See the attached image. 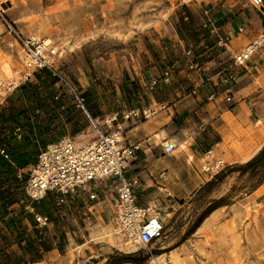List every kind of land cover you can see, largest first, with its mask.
<instances>
[{
	"label": "rangeland",
	"instance_id": "374dc122",
	"mask_svg": "<svg viewBox=\"0 0 264 264\" xmlns=\"http://www.w3.org/2000/svg\"><path fill=\"white\" fill-rule=\"evenodd\" d=\"M1 1L5 17L17 31L51 40L50 46L59 54L58 70L72 88L83 94L88 112H95L99 118L113 111L142 108L150 97H160L164 93L194 91L187 73L196 71L201 73L200 77H208L216 75L222 66L233 63L232 58L217 57L225 48L218 43L213 52L205 48L207 42L202 39L204 27L200 18L204 16L207 7L203 2L207 0ZM194 4L202 6L197 13L193 11ZM255 40L258 38L247 42L239 52ZM188 50L190 54L186 53ZM23 53L22 47L7 34L0 20V84L36 81V72L24 65ZM214 57V70L208 71L205 63ZM194 62L200 64V71L191 67ZM6 63L9 72L3 69ZM168 69L181 87L171 86V77L169 82H163L164 72ZM153 78L158 79L155 85L150 83ZM127 79L138 87L137 93L131 97L122 90ZM252 80L254 86L243 95L255 98L248 107L257 108L259 112L254 114L255 120L251 117L253 123L243 127L230 114L224 115L226 127L220 130L224 141L220 147L226 155L221 156L213 150L208 167L204 169L205 163L199 162L193 170L203 174V184L228 167L245 163L264 148V98L260 100L258 97L262 94L259 90H264V70H256V77ZM14 92L5 96L0 90V109L7 105V99ZM67 92L66 104L73 109H68L65 115L69 112L71 117L75 113L83 129L72 134L71 125L62 116L56 121L51 137L54 140L65 134L76 143L83 142L93 136L94 130ZM22 175L27 177L25 172ZM261 177L259 173L240 174L234 170L222 182H214L207 189L200 190L201 184L189 197L180 200L171 195L163 197L160 206H168V209L163 214L165 227L162 235L146 248L136 247L134 252L94 238L101 225L113 224L111 194H107L106 205L102 208L98 205L92 214H83L80 200H69L58 206L50 195L49 201L54 204L52 223L32 228L30 220L24 216V229L19 236L33 237L35 243L44 242L57 247L58 252L42 254L37 260L23 249L24 243L17 242V235L8 230L7 236L0 232V264H108V260L124 261L119 264H148L155 255L164 257L167 264H172L169 262L171 257L181 264H264V201H256L250 196L261 185L258 184ZM256 192L257 196L264 193V187ZM220 198L222 205L187 235L203 210ZM17 204L21 206V201ZM91 220L93 222L87 223ZM81 243L85 244L77 249Z\"/></svg>",
	"mask_w": 264,
	"mask_h": 264
},
{
	"label": "built area",
	"instance_id": "2783aa9c",
	"mask_svg": "<svg viewBox=\"0 0 264 264\" xmlns=\"http://www.w3.org/2000/svg\"><path fill=\"white\" fill-rule=\"evenodd\" d=\"M204 16L202 27L206 28L211 21L207 9L204 10ZM0 20L7 34L22 47L25 67L36 73L47 71L55 79L57 96L62 91L66 93L67 90L75 107L84 112L94 130L93 136L83 142L76 143L70 135H66L48 143L39 151L35 164L27 167V170H19V178L22 173H27L24 190L30 202H39L48 194L53 195L58 206L77 199L83 203V214H91L105 200L106 193H109L112 196V222L117 233L136 247H148L163 233L165 227L163 214L168 206L161 207L156 203L142 204L138 201L135 189L140 183L137 176H128V171L138 160V151L142 149L140 143H123L125 128L122 123L131 119L137 121L147 119L164 106L160 105L158 109L144 107L122 112L113 111L102 118L91 116L83 94L72 88L67 78L58 70L56 66L58 52L50 45L48 47L44 45L37 35H23L17 31L12 22L5 17L1 0ZM241 31L239 28V32ZM227 42V37L220 38L218 45L226 47ZM262 46L264 35H261L260 44L252 42L245 47L244 52L236 53L232 58V65L222 66L216 74L218 84L208 99L214 100L221 96L226 102L232 103L234 87L238 82V74L234 67L245 64ZM186 53L190 54V50ZM191 67L201 70L198 62L191 64ZM27 77L25 76V79ZM170 77L171 71L168 69L164 72L163 82H169ZM157 82L158 79L153 78L150 83L155 85ZM18 83L11 86L10 83L0 84L2 94L6 96L11 93L20 85ZM202 131L204 125L201 123L192 135H199ZM14 135L20 139L19 127L15 128ZM211 150L210 148L207 153L209 154ZM0 154L8 158L3 149L0 150ZM22 207L34 215L38 226L47 225L49 222L46 216L36 213L30 203ZM18 211V208L11 209L9 215L16 216Z\"/></svg>",
	"mask_w": 264,
	"mask_h": 264
},
{
	"label": "crops",
	"instance_id": "0c3cea01",
	"mask_svg": "<svg viewBox=\"0 0 264 264\" xmlns=\"http://www.w3.org/2000/svg\"><path fill=\"white\" fill-rule=\"evenodd\" d=\"M203 3L208 8L209 19L211 20L208 26L204 28L206 37H202L207 42L205 48L213 52L220 38H228L224 51H221L217 57L222 56L231 59L247 42L264 34V0H207ZM194 7L193 11L196 13L202 8L200 4H194ZM204 18L205 16H201L200 23L204 21ZM239 28L242 29L241 32H239ZM205 64H207L206 69L208 71L214 70L216 58H212ZM234 68L238 74V82L235 86L237 89L235 88L232 103L226 102L221 96L214 100L208 99L215 85L218 84V76H202L205 78L203 79L200 77L201 73L192 71L186 75L195 88L194 91H178L179 93H164L160 97H150L148 103L142 108L149 107L154 109L160 105L164 107L147 119L140 121L131 119L122 123L125 128L123 143H140L142 149L138 151V160L128 171V176L138 177L140 185L136 188V195L140 203H156L160 206L163 197L165 199L168 195L173 196L177 200L192 195L204 182L203 174L193 171L194 167H198L199 162L207 164L211 160L209 157L204 159L208 154L206 150L211 148L212 150H217L221 156L226 155V151L220 147L224 142L220 130L224 126L226 127V123L223 120L224 115L230 114L240 127L247 123H253L251 117L254 119V114H258L259 111L257 108L248 107V105H252V101L255 98H247L243 94L248 93V90L254 86L252 79L256 77V70H264V46L250 57L244 67L236 66ZM171 79H173L170 83L171 86L178 85L176 88L181 87V84H178V79L173 78L172 75ZM238 83H241V85L238 86ZM242 84L245 85L242 86ZM187 85H190L189 82ZM166 87L168 88V86ZM54 88L56 98L57 88L55 83ZM259 91L262 92L258 96L261 100V98H264V90ZM61 95L66 97L67 94L62 91L57 97ZM40 114L42 115L43 113ZM90 115L98 117L95 112ZM201 123L204 125V131L199 135H192V132ZM62 136L66 135H60L51 142ZM171 139L176 141V147L183 143L182 147L177 149L172 155L164 149L165 143ZM47 144L41 147L40 150ZM31 165L33 164H29L27 167ZM25 182L26 180L21 186L24 193ZM160 183L163 184V187L159 185ZM262 187H264V183L256 190L262 189ZM256 190L250 196L256 201H264V193L257 196ZM107 194L109 193H106L105 200L100 203L101 208L106 205ZM28 203L30 202L23 203L21 201L22 206ZM22 206L14 203L8 209L10 211L18 208L20 211ZM96 218L98 219V217ZM49 222L52 223L50 220ZM91 222L93 221L91 220L87 223ZM37 227L38 224L32 226V228ZM0 230V232L6 233V236L8 235V228L2 222H0ZM16 232L20 233V230H16ZM37 240L40 241L41 239L37 238ZM21 243L25 245L24 239ZM84 244L81 243V245ZM54 250L58 252L57 247H51L49 250H43L39 247V254L47 255L53 253Z\"/></svg>",
	"mask_w": 264,
	"mask_h": 264
},
{
	"label": "trees",
	"instance_id": "16d2710c",
	"mask_svg": "<svg viewBox=\"0 0 264 264\" xmlns=\"http://www.w3.org/2000/svg\"><path fill=\"white\" fill-rule=\"evenodd\" d=\"M202 37H206V34H203ZM35 77V82L26 80L17 86L13 95L7 99V105L0 109V150L3 149L8 156L5 158L0 154V222L4 223L12 234L17 235L18 243L24 239L23 249L38 260L41 257L39 247L49 250L51 249L50 245L44 242L37 244L33 237L21 238L19 236L22 233V218L24 216L30 220L32 226H35L37 221L32 214L23 210V207L16 216L9 215L8 208L14 203L18 201L30 202L21 189L27 177L22 176L20 179L17 177V172L19 169L37 162L40 148L52 141L51 135L56 129L55 123L62 116H65L71 125L72 134H77L82 130L83 125L75 113L71 117L68 115L69 112L65 115L68 109L73 108L67 106L64 95L55 98V79L45 70L36 73ZM122 90L128 97H131L132 94L137 93L138 87L135 82L127 79ZM85 94L88 93L85 92ZM17 127L21 131L20 139L14 135V130ZM234 170H238L240 174L246 172L262 174L258 184L264 183V148L245 163L228 167L214 175L212 179L203 184L200 190L209 188L214 182H222ZM50 195L48 194L39 202H30V204L36 213L46 216L48 220L52 221L51 210H53L54 204L49 201ZM221 201L222 198L212 201L193 223L187 235L193 233L210 212L222 205ZM16 230H20V233ZM121 262L124 261L112 262V260H108L107 263L119 264Z\"/></svg>",
	"mask_w": 264,
	"mask_h": 264
},
{
	"label": "bare ground",
	"instance_id": "6f19581e",
	"mask_svg": "<svg viewBox=\"0 0 264 264\" xmlns=\"http://www.w3.org/2000/svg\"><path fill=\"white\" fill-rule=\"evenodd\" d=\"M264 35V34H261ZM261 35L258 37V40L253 41L254 44H260L261 42ZM43 44L46 45L47 47L50 45L51 40L49 38H44L43 40ZM250 45V44H249ZM248 45V46H249ZM68 48H70V50L72 49V46H68ZM54 49V48H53ZM246 49V48H245ZM244 52V51H243ZM21 58L24 59V53L21 54ZM3 69L5 72H9L10 68L9 66L6 64H3ZM13 83H10L9 85L11 86ZM2 90V89H0ZM80 134V133H79ZM80 136V135H79ZM172 137V136H171ZM120 138V137H119ZM177 138V137H176ZM183 145V143H180L177 147H176V141L171 139L169 142L165 143L164 148L165 150L167 149V147H171L170 149H167L166 152H168L170 155L174 154L176 152L177 149L181 148ZM213 150H211V152L209 153V155L207 154L205 158L209 157L210 158V154H212ZM171 157V156H170ZM208 163L205 164V168L208 167ZM160 186L163 187V184H159ZM166 211V210H165ZM99 224V223H98ZM95 228V227H94ZM91 231V230H90ZM95 240H107L109 242H111V244H113L114 246H124L126 248L127 252H134L137 250L136 245H134L131 242L126 241L125 239H123L121 237V235L119 233H117L116 228L113 226V224L110 222L109 224H105V225H101V227L99 228V230L97 231V233L95 234ZM98 241V242H99ZM82 247V245H78L76 246L77 249H80ZM122 249V248H121ZM125 252V251H124ZM163 255V254H162ZM171 261L169 260V262H171L172 264H181L179 260H177L174 257L170 258ZM148 264H167V261L165 260L164 257H162L161 255H155L153 256Z\"/></svg>",
	"mask_w": 264,
	"mask_h": 264
}]
</instances>
